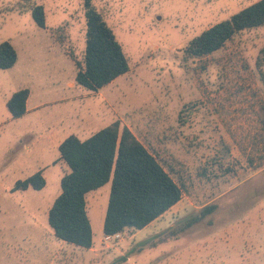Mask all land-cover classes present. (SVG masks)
I'll return each instance as SVG.
<instances>
[{"label": "rangeland", "instance_id": "obj_1", "mask_svg": "<svg viewBox=\"0 0 264 264\" xmlns=\"http://www.w3.org/2000/svg\"><path fill=\"white\" fill-rule=\"evenodd\" d=\"M90 1L130 65L98 91L75 80L86 0H0V42L18 54L0 68V264H264V25L209 55L185 52L194 37L259 0ZM34 4L45 8V27ZM25 87L27 111L15 118L6 103ZM115 121L157 157L182 199L145 228L106 241L109 182L87 194L93 246L62 241L48 222L68 170L59 144ZM38 170L43 189L13 191Z\"/></svg>", "mask_w": 264, "mask_h": 264}, {"label": "trees", "instance_id": "obj_2", "mask_svg": "<svg viewBox=\"0 0 264 264\" xmlns=\"http://www.w3.org/2000/svg\"><path fill=\"white\" fill-rule=\"evenodd\" d=\"M86 48L84 62L77 61L76 82L98 91L129 71L128 58L102 14L90 0L85 2ZM31 13L45 27L42 4H34ZM264 25V0L233 14L194 37L185 48L192 57H203L222 48L235 34ZM17 50L9 40L0 42V68L12 67ZM28 88L15 91L7 108L15 118L27 111ZM68 170L61 178V192L48 211V222L55 236L67 243L90 248L93 229L87 212V194L111 182V191L103 223L104 235L122 233L128 228L143 229L163 216L183 196V189L157 157L127 127L118 121L94 132L86 139L76 134L66 137L58 147ZM46 186L43 170L18 180L13 191ZM214 205L203 209L201 216ZM200 216L190 219L188 225ZM125 259L126 257H122Z\"/></svg>", "mask_w": 264, "mask_h": 264}, {"label": "built area", "instance_id": "obj_3", "mask_svg": "<svg viewBox=\"0 0 264 264\" xmlns=\"http://www.w3.org/2000/svg\"><path fill=\"white\" fill-rule=\"evenodd\" d=\"M120 235H121V233L105 235V240L110 241L112 239H116V238L120 237Z\"/></svg>", "mask_w": 264, "mask_h": 264}, {"label": "crops", "instance_id": "obj_4", "mask_svg": "<svg viewBox=\"0 0 264 264\" xmlns=\"http://www.w3.org/2000/svg\"><path fill=\"white\" fill-rule=\"evenodd\" d=\"M60 145V144H59ZM104 234V233H103Z\"/></svg>", "mask_w": 264, "mask_h": 264}]
</instances>
